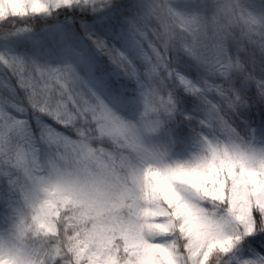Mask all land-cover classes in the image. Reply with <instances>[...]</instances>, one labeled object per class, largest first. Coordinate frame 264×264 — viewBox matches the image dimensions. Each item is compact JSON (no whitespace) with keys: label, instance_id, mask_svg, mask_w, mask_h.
<instances>
[{"label":"snow or ice","instance_id":"6c2138e0","mask_svg":"<svg viewBox=\"0 0 264 264\" xmlns=\"http://www.w3.org/2000/svg\"><path fill=\"white\" fill-rule=\"evenodd\" d=\"M61 8L76 12L78 17L64 23L70 35H62L61 40L83 37L91 42L94 52L70 45L66 50L69 59L59 67L0 57L8 79L14 80V88L23 93L21 104L13 102L8 105L12 111L7 107L0 109V149H3L0 155L7 158L5 162L10 166L14 167L11 164L13 154L21 151L14 137L24 139L34 158L39 156L37 143L58 149L61 138H66L52 125L34 132L29 115L40 117L42 123L43 118H47L66 128L54 118V109L56 113L64 111L75 115L77 125L87 121L95 127V118L99 116L123 127L134 128L106 102L104 94L111 96L113 103H119L122 82L114 73L136 75V67L125 49L137 42V35L148 43L152 53L148 74L157 76L158 73L172 82L170 88L175 86L172 92L174 116L182 114V106L191 109L195 105L198 107L193 115H199L207 125L229 126L225 128L229 135L240 133L239 121L253 134L259 132L264 136V48L257 49L247 42L216 41L213 45L216 60L209 64L197 50L182 49L177 41L167 39L163 34L161 20L164 16L160 9L176 10L170 3L153 5L150 16L142 19L129 0H35V3L29 0L22 15L47 17ZM110 9L116 14L97 24L100 14ZM89 25H93L96 31L90 30ZM25 31L27 29L19 32ZM185 57L191 58L195 67ZM4 91H0V96H4ZM177 132L187 133L183 123ZM238 159L242 171L226 179L225 196L216 201L218 207L214 206L212 214L196 211V232L189 227L184 214L186 207H193L194 201L201 198L192 186L174 181L171 195L166 190L162 192L159 199L168 218L158 224L148 223L147 217L154 213L142 209L137 195L129 193L127 200L131 202L127 204V216L121 215L113 222L124 243L114 247L108 243L105 234H97L95 230L81 235L77 231L66 232L63 225L53 223L52 216L60 198L82 192L79 172H64L53 162L50 174L44 180L43 191L47 194L49 187L54 188L56 200L45 199L34 204L32 216L35 233L49 237L53 242L44 252L47 264H217L225 257L228 264H264V257L247 258L255 254L256 249L264 251V206L251 207L258 195V186H264V150L258 157L254 149L251 154L239 152ZM81 169H86V161H82ZM145 183L156 191L163 181L158 173L153 172ZM21 194L26 203L29 202V194L24 191ZM17 231L20 233L17 239L22 243V223L17 225ZM158 237L171 242H159ZM213 242L218 243L210 250ZM0 264H37V261L20 244H9L0 238ZM39 264L46 262L41 260Z\"/></svg>","mask_w":264,"mask_h":264},{"label":"rangeland","instance_id":"374dc122","mask_svg":"<svg viewBox=\"0 0 264 264\" xmlns=\"http://www.w3.org/2000/svg\"><path fill=\"white\" fill-rule=\"evenodd\" d=\"M138 1L140 9L137 13L142 19L150 16L153 5L170 3L176 9L172 11L160 9L164 16L161 20V27L167 39H170L171 33L175 30L187 37L197 36L209 17L213 25L241 26L248 31L256 30L264 22V4L261 0H211V3L204 0L205 6L202 9L190 8V0ZM28 2L29 0H0V19L7 13L22 15ZM32 2L35 3V0ZM209 4L212 5L210 15L207 13ZM258 40L264 43L263 37H259ZM136 41L125 51L137 70L134 76L137 89L133 100L139 106V116L134 119L123 117L129 125H134V128L123 127L110 119H102L99 116L95 118V127L87 121L77 125L75 115L64 111L56 113L53 109V116L60 123L76 125L75 132L80 135L106 136L117 144L118 150L103 146L92 148L83 141L70 138L65 134L66 138H61L58 149L55 146L49 148L45 144L37 143L35 146L39 151V156L34 158L32 149L22 137L13 138L15 143L19 144L21 151L15 152L12 156L11 164L14 167H10L9 163L6 164L15 169L10 186L17 191V208L0 223V238L9 244H20L33 254L37 264L41 260L47 264L48 258L45 257L44 252L48 246L44 244L41 235H37L33 230V205L45 199L56 200L54 188L49 187L47 194L43 191L44 180L49 176L50 165L53 162L64 172H79L82 192L74 195L65 194L60 198L56 204L52 221L59 213L58 211L65 208L74 209L79 216L77 232L83 235L84 232L95 230L97 234H105L108 243L114 247L124 243L123 236L113 226V222L117 221L121 215L127 216V204L131 202L127 200L129 193L134 192L137 195L142 209L154 213L147 217L148 223L158 224L168 218L159 199L162 192L166 190L171 195V184L174 181H181L192 186L200 193L201 198L194 201L193 207H186L184 214L189 221V227L196 232V211L212 214L214 206L218 207L216 201L224 199L226 179H231L234 174L242 171L241 162L238 159L239 152L248 151L251 154V150L254 149L258 157L260 151L264 150V136L259 132L253 134L240 131V133L232 132L229 135L225 131V128L229 126L207 125L206 120H201L199 115H193L192 113L198 107L194 106V109L183 111L180 116L182 123H185L190 131L196 133L197 143L192 145L191 155L169 159L166 152L160 150L155 143L157 124L149 117L152 101L156 98H165L157 84L160 79L165 78L159 76L158 73L157 76L148 74L149 58L152 53L148 43L138 35ZM0 57L19 58L27 62L38 63L27 52L18 50L9 37L0 38ZM59 66L62 65L53 63L45 65V67ZM188 87L192 88L191 85ZM0 91H4V96H0V109L7 107L8 111H12L8 105L13 102L16 104L23 102L14 88L13 80L8 79L7 70L2 62H0ZM35 121L38 129L52 125L47 118H43L42 123L41 118L35 116ZM2 151L3 149H0V152ZM3 158L6 161L7 158ZM82 161H86L84 170L81 169ZM259 163L258 158L257 167ZM153 172L158 173L163 181L156 191L150 189L145 183L150 173ZM152 183L155 186V180ZM258 189V195L251 207L264 206L262 203L264 202V186H258ZM22 191L29 194V202L26 203L25 197L21 194ZM248 210L250 211V208ZM21 223L24 228L22 243L17 239L20 235L17 225ZM157 239L162 243L171 242L163 237ZM216 243L218 242H213L209 246L210 250L215 247ZM254 253L247 258L255 260L257 255L264 257L259 249L254 250Z\"/></svg>","mask_w":264,"mask_h":264},{"label":"trees","instance_id":"16d2710c","mask_svg":"<svg viewBox=\"0 0 264 264\" xmlns=\"http://www.w3.org/2000/svg\"><path fill=\"white\" fill-rule=\"evenodd\" d=\"M207 1L211 3V0ZM129 2L134 5L133 10L135 12L140 9L138 0H129ZM261 2L264 4V0H261ZM204 6V0L189 1L190 8L198 7L202 9ZM207 8V13L210 15L212 5L209 4ZM115 14L116 12L110 9L106 13L100 14L96 23L100 24ZM74 17L78 18L76 12L63 8L56 10L53 15L47 17L7 13L0 19V38H11L14 46L18 50L27 52L41 66H47L51 63L63 65L69 59V56L66 55V50L70 45L77 49H83L89 53L94 52L91 42L83 37L61 40L60 37L62 35H70L64 23L71 22ZM88 27L90 30L96 31L93 25H89ZM22 29H27V31L22 33L19 32ZM96 34L99 35L100 33L97 32ZM259 37L264 38V22L261 23L256 30L248 31L241 26L233 27L226 24L213 25L209 17L204 28L197 36L187 37L175 30L171 33L170 40L177 41L182 49H186L189 52L197 50L201 56L207 58L209 64H212L216 60V50L213 47L216 41L223 42L226 40L228 43L232 44L247 42L250 45H254L253 47L257 49L264 48L263 41L258 40ZM185 59L188 60L190 65L195 67L191 58L185 57ZM225 67H230V65H226ZM114 74L116 78L122 82L120 88L122 99L119 103H113V98L108 94H104L106 102L111 104L114 110L121 114L122 117L126 119L137 118L139 116V106L133 100V96L137 89V84L134 82L135 77L124 75L118 71ZM13 83L15 84L14 80ZM157 84L162 96L165 98H156L152 101L153 103H151L149 117L152 122L157 124L158 130L155 136V143L160 150L164 151V153L166 152L169 159L189 156L191 155L190 150L193 148L192 145H196V141L198 140L196 133L190 131L185 123L183 125L187 129V133L181 134L177 132V128L183 120L180 115L174 116L172 114V109L175 107L172 92L175 86L173 85V87L170 88L169 85L172 84V82L170 80L166 81L165 79H160ZM16 91L23 100V93L18 92L17 89ZM182 104L183 102L181 101V105ZM194 106L191 109L182 106L181 113L194 109ZM28 119L31 121L32 130L38 133L40 129H38L36 125L35 116L29 115ZM48 122L70 138L83 141L89 147L94 148L103 146L114 150L119 149L118 146H116L117 144L106 136L90 137V135H80L75 132L74 128L76 125H65L66 129L61 128L58 124H53L51 120ZM237 126H239L240 130L243 132H250L248 128L244 124H240L239 121H237ZM10 167L6 164L2 155H0V223L11 211L17 208V191L10 186L14 174L13 171L15 169ZM58 212L53 222L58 225H63V230L66 232L78 230L79 216L76 210L65 208ZM41 239L48 248L52 246L53 242L49 237L41 235ZM262 253L264 254V251H262ZM217 264H228V258L225 257L223 261L218 260Z\"/></svg>","mask_w":264,"mask_h":264}]
</instances>
